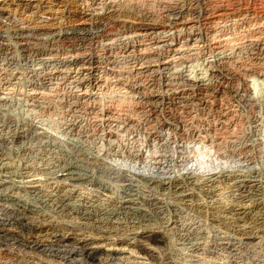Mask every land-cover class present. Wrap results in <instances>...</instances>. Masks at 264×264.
Here are the masks:
<instances>
[{
	"label": "rangeland",
	"instance_id": "374dc122",
	"mask_svg": "<svg viewBox=\"0 0 264 264\" xmlns=\"http://www.w3.org/2000/svg\"><path fill=\"white\" fill-rule=\"evenodd\" d=\"M0 8V205L25 220L0 216V264H86L33 248L40 225L108 262L264 264V0Z\"/></svg>",
	"mask_w": 264,
	"mask_h": 264
},
{
	"label": "bare ground",
	"instance_id": "6f19581e",
	"mask_svg": "<svg viewBox=\"0 0 264 264\" xmlns=\"http://www.w3.org/2000/svg\"><path fill=\"white\" fill-rule=\"evenodd\" d=\"M116 1V0H115ZM111 6V5H110ZM1 9V8H0ZM191 9V8H190ZM178 12H180V11H178ZM229 13V12H228ZM177 14H179V13H177ZM218 15V14H217ZM177 18V17H176ZM166 19V18H165ZM147 25V24H146ZM148 25H149V23H148ZM155 26V25H154ZM153 26H148V27H146L145 28V25H144V32H142L141 31V33H135L133 36H135V37H143V38H145V39H147L149 42H151V43H159V42H164L165 40V38H160V36H158V38L157 37H150L151 36V34L153 33L152 32V30H153ZM142 29H143V27H142ZM61 32V31H60ZM138 32V31H137ZM156 32V31H155ZM158 34V33H157ZM158 35H160V33L158 34ZM162 35V34H161ZM168 35V34H167ZM164 36V35H163ZM137 37V38H138ZM162 37V36H161ZM142 38V39H143ZM141 39V38H140ZM148 43V42H147ZM160 44V43H159ZM167 44V43H166ZM157 45V44H156ZM162 45V44H161ZM149 46V45H148ZM150 47H152V46H150ZM153 47H155L154 45H153ZM158 47V46H157ZM160 47V46H159ZM168 47H169V45H168ZM114 48V47H113ZM172 50H174V49H172ZM224 56V53L222 54V53H220L219 54V56H218V60L219 59H222V60H224V57H222V56ZM226 57H227V55H226ZM226 57H225V59H226ZM54 59V58H53ZM73 60V59H72ZM77 60V59H76ZM70 61V60H69ZM225 61V60H224ZM223 61V62H224ZM75 62V61H74ZM167 62V61H166ZM163 63V62H162ZM164 63H165V61H164ZM68 64V63H67ZM165 65H167V64H165ZM164 65V66H165ZM173 67V66H172ZM226 68H227V66H226ZM225 68V69H226ZM223 69V68H222ZM178 70V69H177ZM176 70V71H177ZM180 70V69H179ZM224 70V69H223ZM218 71V70H217ZM227 71H228V69H227ZM230 71V70H229ZM222 72V71H221ZM169 73V72H168ZM174 73V72H173ZM176 73H178V74H173V75H178V76H184V78H185V81H187V83L188 82H190L191 84H196L197 86H198V90H201V91H207L208 90V86H207V82L205 83V81H204V79L203 78H201V76L200 77H198V76H195V77H192V76H194V75H192V76H190L189 75V73H187V70H184V69H181V71H179V72H176ZM200 73V72H199ZM218 73H220L219 71H218ZM223 73V72H222ZM229 73V72H228ZM227 73V74H228ZM172 74V73H171ZM183 74V75H182ZM199 75V74H198ZM225 75H226V72H225ZM169 76V75H168ZM227 76V75H226ZM167 77V76H166ZM177 77V76H176ZM183 78V79H184ZM206 80V79H205ZM41 81V80H40ZM195 85V86H196ZM184 90V89H183ZM184 92H182V91H178V90H174L173 89V91L170 93V95H169V97L171 98V97H173V98H176V99H178V98H184L183 97V94ZM201 93V92H200ZM205 93V92H204ZM183 94V95H182ZM180 96H182V97H180ZM168 97V99H170ZM181 104V103H180ZM203 108V107H202ZM75 115V114H74ZM82 145V144H81ZM27 164V163H26ZM24 166V165H23ZM72 167V166H71ZM71 167H69L70 168V170H69V168H65V169H63L62 171H61V176L62 177H64V178H69V179H71V180H73L75 177V175L73 176L72 174H73V172L71 171ZM57 170V169H56ZM76 179V178H75ZM249 180V179H248ZM241 181V180H240ZM178 183V182H177ZM246 183L247 182H245V184H243V185H241V187L243 188V187H246ZM249 183V182H248ZM179 185L180 184H176V186H178L179 187ZM18 186V185H17ZM158 186V185H157ZM170 186V185H169ZM172 187V186H171ZM187 187V186H186ZM182 192V191H181ZM183 195V194H182ZM65 197V196H64ZM4 204V203H3ZM2 204V205H3ZM2 205H0V216H3V219H2V217H1V220H2V222L4 223L3 225H8L9 226V224L11 225V223H15L16 222V224L18 223H23V221H25V220H23L22 221V218L20 217L21 215L19 214V212H16L14 209H12V208H10V207H6V205L7 204H5V207L4 206H2ZM243 205V204H242ZM9 206V205H8ZM13 206V205H12ZM20 210V209H19ZM237 210V212L235 213L236 215H238V216H242V214H244L245 215V213H247V207H244V205L241 207H239L238 209H236ZM23 211V210H22ZM22 211H21V213H22ZM25 211V210H24ZM23 214H24V212H23ZM234 214V213H233ZM23 216V215H22ZM244 220V219H243ZM61 222V221H60ZM241 223V222H240ZM2 225V226H3ZM23 225V224H22ZM24 225H26V224H24ZM28 225V224H27ZM34 225V224H33ZM37 225V224H36ZM12 226V225H11ZM19 226V225H18ZM29 226H31L32 227V224L30 225L29 224ZM10 227V226H9ZM20 227V226H19ZM7 228V227H6ZM5 228V226H3V227H1L0 228V238L2 239V238H7L8 237V229H6ZM25 228H27V227H25ZM50 228V227H49ZM34 229V231H35V234H36V239H35V241H32L31 243H32V246H33V248H36V249H41V248H43V247H46V245H48V247H52V248H55V252L57 251V252H59L60 254L62 253L65 257H67V258H74V260H75V258H79L80 256L81 257H83V259L85 258L86 259V264H125L124 262H116V261H114L115 259H114V257L112 258L113 260H111V258H110V260H109V262L108 261H103V259H101L100 258V256L99 255H101L102 253H103V251H104V249H100L99 248V246L98 247H96V246H93V244L92 243H90V242H88L87 240H84V239H79V240H75V238L73 237V235L71 234V233H69V234H67L65 237H63V236H59V238H61V237H63L61 240L59 239H57L58 238V236H56L57 238H55L54 236V233H53V237L54 238H52L51 240L50 239H47L46 238V235H47V232H48V230H50V229H48L46 226H44V225H40V226H38V227H35V228H33ZM21 230V229H20ZM26 230V229H25ZM28 230H29V228H28ZM32 230V229H31ZM67 230H69V229H67ZM70 230H71V228H70ZM30 231V230H29ZM143 231V230H142ZM44 232V233H43ZM90 232V231H89ZM11 233V232H10ZM9 233V234H10ZM34 233V232H33ZM32 233V234H33ZM50 233H52V232H50ZM49 233V234H50ZM31 234V233H30ZM49 234H48V236H49ZM57 234V233H56ZM147 235H148V233H146ZM151 234V233H150ZM34 235V234H33ZM52 235V234H51ZM99 235V234H98ZM153 235V234H152ZM10 236H11V234H10ZM140 236V235H139ZM142 236V235H141ZM145 236V235H144ZM149 236V235H148ZM21 237V236H20ZM50 237H52V236H50ZM9 238H11V237H9ZM144 238V237H143ZM145 238H147L146 236H145ZM144 238V239H145ZM0 239V240H1ZM142 239V238H141ZM153 239V238H152ZM155 239V238H154ZM258 239V238H257ZM5 240V239H4ZM32 240V239H31ZM34 240V239H33ZM49 240V241H48ZM146 240V239H145ZM2 241V240H1ZM0 241V242H1ZM95 241V240H94ZM147 241V240H146ZM150 241H151V239H150ZM158 241H159V239H158ZM92 242V241H91ZM96 242V241H95ZM155 242H157V241H155ZM4 243V242H3ZM8 243H6V245H7ZM11 244V243H10ZM14 244V243H13ZM126 244V243H125ZM30 246V245H29ZM105 246V245H104ZM113 246V245H112ZM114 247V246H113ZM116 247H117V245H116ZM102 248V247H101ZM104 248V247H103ZM115 248V247H114ZM45 249V248H44ZM111 249V248H110ZM109 249V250H110ZM120 249V248H119ZM123 249V248H122ZM50 250H52V249H50ZM106 250V249H105ZM116 250V249H115ZM42 251V250H41ZM46 251V250H45ZM53 251V252H54ZM50 252V251H49ZM57 252H56V254H57ZM106 252V251H105ZM115 252V251H114ZM114 252H112V250L110 251V253L109 252H106V254H110V255H116L117 253H120V251L119 252H117L116 254L114 253ZM122 252V251H121ZM58 253V254H59ZM55 254V253H54ZM104 255V254H103ZM24 256V255H23ZM121 256H122V253H121ZM141 257V256H140ZM121 258V257H120ZM105 259V258H104ZM117 259V258H116ZM120 260V259H119ZM83 262V261H82ZM82 264V263H81Z\"/></svg>",
	"mask_w": 264,
	"mask_h": 264
}]
</instances>
